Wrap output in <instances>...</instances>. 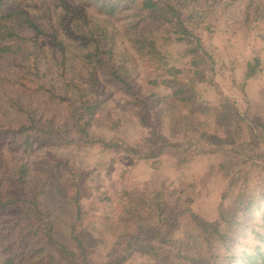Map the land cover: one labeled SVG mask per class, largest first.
<instances>
[{
    "label": "trees",
    "instance_id": "16d2710c",
    "mask_svg": "<svg viewBox=\"0 0 264 264\" xmlns=\"http://www.w3.org/2000/svg\"><path fill=\"white\" fill-rule=\"evenodd\" d=\"M232 0H0V34L22 35L3 19L18 20L30 29L28 53L0 47V257L3 264H264V252L247 253L243 236L253 225L250 211L264 191L253 193L256 171L264 172V114L247 93L248 83L264 70V58L253 50L241 79L204 40L213 25L208 21L219 4ZM16 8L6 12L7 5ZM99 13L124 15L132 44L146 61L167 66L164 49L181 45L179 66L169 65L165 79L177 114L163 123L158 105L165 98L144 94L132 79L122 49V32L95 20ZM25 39V37H22ZM124 91L146 131L131 142L106 137L94 130L107 104L102 78ZM201 88L214 90L215 102L201 99ZM41 101L54 103L50 112ZM46 141L66 147L98 146L132 161L177 155L179 166L200 154L222 159L208 168L236 191L229 209L208 220L193 211L197 184L126 195L124 238L106 261L95 263L85 230L96 209L85 204L91 195L85 169L53 157L51 166L62 171V186L72 204L64 239L47 201V178H33L30 159ZM103 205L106 192L98 193ZM191 217L196 235L191 243L177 242V230ZM146 261L137 262V258Z\"/></svg>",
    "mask_w": 264,
    "mask_h": 264
},
{
    "label": "rangeland",
    "instance_id": "374dc122",
    "mask_svg": "<svg viewBox=\"0 0 264 264\" xmlns=\"http://www.w3.org/2000/svg\"><path fill=\"white\" fill-rule=\"evenodd\" d=\"M71 1V0H70ZM29 9V0L23 3ZM224 6L219 4L210 15L208 21L213 25L211 34L205 32L204 40L209 50L215 53L232 69L234 76L241 79L245 63L253 50H259L264 58V0H232ZM16 8V3H9L6 12ZM91 18L103 22L112 29L121 31L122 49L127 51V64L133 81L144 94L155 93L165 100L158 105L164 117V122L177 114L181 102L173 101L171 89L165 83L169 77V65L179 66L184 59L181 57L182 46L169 44L165 47L164 56L167 66L154 58L146 61L132 44V31L127 30L128 20L124 15L99 13L94 6L86 8ZM9 25H14L24 38L6 37L0 34V47L11 46L17 53H28L31 44L27 38L33 36L30 29L19 25L18 20L3 19ZM104 95L107 104L96 119L94 130L106 137L120 136L131 142L139 140L146 131L139 125L136 108L127 94L111 81L102 78ZM247 93L253 103L264 114V70L258 78L252 79L247 85ZM201 99L215 102L218 95L214 90L201 88ZM50 112L58 108L54 103L41 101ZM53 157L62 158L85 169L88 174V186L91 195L85 199V204L93 205V214L85 223L89 235L92 260L95 263L106 261L119 249L124 238L127 214L123 209L128 192L139 193L151 189L168 186L175 188L180 185L197 184L196 199L192 203L193 211L208 220H217L219 212L229 209L236 191L228 189V180L221 175H208V168L217 164L222 157L218 154L206 153L194 157L185 165L177 162V155L167 152L158 158H148L132 161L120 154L102 150L98 146L75 148L66 147L55 142L41 143L34 156L30 159L33 178L49 180L50 191L47 201L51 205L58 232L65 235L67 225L71 220L72 204L69 202L67 190L62 186V171L51 166ZM253 193L264 191V172L256 171L253 177ZM106 192L110 203L103 205L98 199V193ZM90 206V205H89ZM253 225L243 236L241 247L247 253L264 252V199L250 211ZM195 224L191 217L183 220L177 230V242L190 244L196 235ZM66 236L63 237V239ZM146 261V258L136 259ZM0 264H3L0 257Z\"/></svg>",
    "mask_w": 264,
    "mask_h": 264
}]
</instances>
